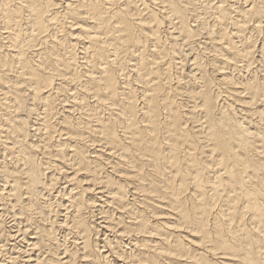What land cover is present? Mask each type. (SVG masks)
Returning a JSON list of instances; mask_svg holds the SVG:
<instances>
[{
    "label": "bare ground",
    "instance_id": "bare-ground-1",
    "mask_svg": "<svg viewBox=\"0 0 264 264\" xmlns=\"http://www.w3.org/2000/svg\"><path fill=\"white\" fill-rule=\"evenodd\" d=\"M214 1L0 0V264H263L264 0Z\"/></svg>",
    "mask_w": 264,
    "mask_h": 264
},
{
    "label": "rangeland",
    "instance_id": "rangeland-1",
    "mask_svg": "<svg viewBox=\"0 0 264 264\" xmlns=\"http://www.w3.org/2000/svg\"><path fill=\"white\" fill-rule=\"evenodd\" d=\"M217 0H215L214 2H216ZM207 19L210 21V23L212 24L214 21H213V18H212V15H210V17L208 18L207 17ZM212 20V21H211ZM194 23H196L197 24V22L196 21H193ZM192 22V23H193ZM209 23V22H208ZM209 23V24H210ZM195 25V24H194ZM166 26V25H165ZM167 27H169V25L167 24V26H166V30H167ZM231 27V26H230ZM165 28V27H164ZM162 29V36H163V39H165L164 40V42L165 43H168V38L166 37V30L165 29ZM217 29H220L219 27L217 28ZM252 40L255 42V44L256 45H258V46H260V45H262V43L264 42V37H263V35H261V34H258V33H254L253 34V36H252ZM262 41V42H261ZM199 45H197V47H196V45H195V49L193 50V51H190L189 50V52H191L190 53V56H189V61H188V66H191L192 64H191V62H193V59L195 58V56L197 55L196 53H203L204 51L202 50V48H200V47H198ZM185 49H187V47L185 48ZM199 49H201V50H199ZM209 49H206V52H204L203 54L205 55V57H204V55L202 54L201 56H202V58H204V59H202L203 61H204V65H205V67H206V70L209 72H211V73H215L216 72V68H214L215 66H214V62H213V60H212V58H213V54L211 55L210 53L212 52H210V51H208ZM188 51V50H187ZM208 51V52H207ZM256 51H257V49H256ZM260 53L257 51V52H255V57L257 58V59H255L254 60V63H253V65L250 67V68H245V70H243L242 71V74L243 75H245V76H249L250 74H251V72H255L256 71V73H260L261 72V74L263 73L264 74V72L262 71V68H260L261 66H262V63L260 62L261 60H260V55H259ZM194 57V58H193ZM210 58V59H209ZM192 59V60H191ZM191 60V61H190ZM258 61V62H257ZM213 64H211V63ZM256 65V66H255ZM192 67V66H191ZM193 68V67H192ZM215 69V71H214V69ZM260 68V69H259ZM249 69V70H248ZM256 69V70H255ZM246 70H248V71H246ZM260 70V71H259ZM214 71V72H213ZM196 72H198V70H196ZM209 72V73H210ZM216 74V73H215ZM236 74H238L237 72H236ZM209 75H211V76H215V75H213V74H209ZM212 89H213V91H212V93H213V99H214V105H215V107H216V113H217V116L218 117H221V119H222V121H224V123L225 124H223L224 126V132H230V133H232V134H234L237 138H239V137H251V135H252V137L253 138H255V139H257V138H259V136H260V132L258 131V130H255V129H253V128H251V126H249L246 122H244V115L239 111L238 112V110L236 109V107L237 108H239L240 106L239 105H231L230 104V102H231V99H229L228 97H227V94H225L226 92H224V89H222V87L220 86L219 87V85H218V81L216 82V80L215 81H213V85H212ZM222 90H223V92H222ZM183 98H187V96H182ZM91 100L93 101L94 100V98H91ZM234 106V107H233ZM236 106V107H235ZM202 113V112H201ZM200 113V115L202 116V114ZM106 115H107V113H105ZM77 115H79V114H77ZM76 115V116H77ZM203 120H205V118H203ZM191 123V122H190ZM189 123V124H190ZM54 125L56 124V121L53 123ZM58 127V128H57ZM56 128H55V130H56V133H54L55 134V136L54 137H56V138H58L57 137V135L58 134H62V137H65L66 136V133H65V131L64 130H62V128L60 127L59 128V125L57 126ZM59 129V130H58ZM250 129H252V130H250ZM239 133H240V136H239ZM257 134V135H256ZM39 136V135H38ZM241 137V138H242ZM107 165V167H108V169L109 170H111V168L108 166V164H106ZM106 167V168H107ZM63 182V183H62ZM62 182H60L61 184H62V186H61V184H59L60 186H61V189H63L62 187H64L65 186V183H64V181L62 180ZM64 185V186H63ZM55 193V192H54ZM57 194V192L55 193V195ZM65 212H66V210H63V212H62V214L61 215H63V214H65ZM60 215V217H62L60 220H62L63 219V217L64 216H61ZM5 219L7 220V221H10L8 218H6V216H5ZM71 236V237H70ZM69 237V243L68 244H70V242L73 240V237H72V235H70ZM101 238L100 239H103L104 238V235H101L100 236ZM102 244H104V243H101V245ZM109 259H107V261L109 260V262L108 263H106V264H112L114 261L113 260H115L116 259V262L118 261V263L119 264H124L123 263V261H121V260H119L118 258H115L113 255L112 256H109L108 257ZM110 260H111V263H110ZM113 261V262H112ZM121 261V262H120ZM262 263L264 264V258L262 259Z\"/></svg>",
    "mask_w": 264,
    "mask_h": 264
}]
</instances>
